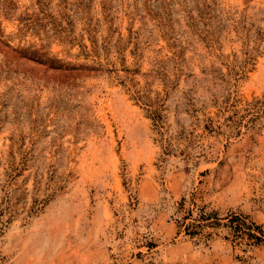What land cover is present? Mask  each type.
Segmentation results:
<instances>
[{"label": "rangeland", "instance_id": "374dc122", "mask_svg": "<svg viewBox=\"0 0 264 264\" xmlns=\"http://www.w3.org/2000/svg\"><path fill=\"white\" fill-rule=\"evenodd\" d=\"M255 227L264 0H0V264H264Z\"/></svg>", "mask_w": 264, "mask_h": 264}, {"label": "trees", "instance_id": "16d2710c", "mask_svg": "<svg viewBox=\"0 0 264 264\" xmlns=\"http://www.w3.org/2000/svg\"><path fill=\"white\" fill-rule=\"evenodd\" d=\"M194 207L196 208L197 206H195V204H194ZM191 217H193V211H191V210H188L187 214L182 217L183 224L182 223L181 224L183 225L184 232L187 235H189V236L199 235L200 234V230L203 227L202 222L208 220L209 219V216H207V215H205L203 213L198 212L197 215H196V217L194 219L191 218ZM187 219H192L193 221H190L188 223H185V221ZM227 222H228L227 227H229L233 231L236 230V232L241 227L246 226L245 222L240 221V219H238L236 217L229 216L227 218ZM213 223H215V224L218 223L217 220H216V218H215V220H213ZM255 230H256V232L259 235L253 234V233H249V234H247L248 237H250L255 243L264 245V238H262L263 235H262L261 230L258 227H255ZM236 235H238V234H236Z\"/></svg>", "mask_w": 264, "mask_h": 264}]
</instances>
